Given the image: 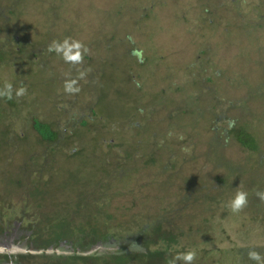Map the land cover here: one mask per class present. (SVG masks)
I'll return each instance as SVG.
<instances>
[{"label":"trees","instance_id":"trees-1","mask_svg":"<svg viewBox=\"0 0 264 264\" xmlns=\"http://www.w3.org/2000/svg\"><path fill=\"white\" fill-rule=\"evenodd\" d=\"M25 1L27 0H0L1 43L14 47L13 41L17 42L18 33H23L24 28H21L17 21L20 18L21 6L26 4ZM149 11L143 14L144 18L140 21L148 20ZM52 14L54 15V12ZM133 23L137 25V22ZM73 29L72 26L66 29L67 35L64 36L56 31L53 39L48 37L51 31L42 29V32L38 33L42 35L41 38L33 42V47L36 48L31 54L38 57L40 51L43 53V60L37 66H34L33 62L30 63V67L34 70L28 72L27 76H16L17 79L11 83V98L0 95V100L3 102L1 104L6 105V107H0V154H3L1 150L5 146L12 150V156H18V151H22L21 156L16 157L19 163L15 158H6V163H9L11 167L3 170L4 165H0V192L3 193L0 194V200H4L0 203V238L19 222L26 230V235L14 239V243L23 246L25 251L0 252V264H170L178 254L187 251L195 253L191 264H199L196 262L198 257L208 256L215 253L217 249L224 252L225 248H219V240L223 241L224 237H230L224 224H218L219 211L214 200L220 198L223 203L226 202L224 203V215L230 214L232 213L230 201L240 190L247 193V203L238 212L239 214L245 213L248 209L254 211L251 220H256V222H253V228L250 225L240 230L238 228L240 240L245 245L242 243L227 250L234 258V264H257L249 258L248 253L250 250H255L264 258V217L258 218L259 213L264 211V199L258 195L264 192V139L258 137L253 128L257 122L264 120V52L246 67L253 72L250 75L252 80H247L244 76L242 77L244 84L240 83L239 78L235 84H230V88H223L224 85L218 83V77L225 76L231 69L224 70L215 66L212 74L208 72L209 65L213 68L215 60L211 59L213 58L212 51L207 47L200 50L201 54L198 58L196 56L195 60H200V63L191 64L188 60L186 68L191 70V79L188 83H178L171 74L163 77V79L169 78L170 81L166 85L171 90L168 95L160 99L161 101L159 100V104L162 105L155 104L151 110L157 114L164 109L171 110L172 112H168L178 119L188 117L192 124H196L199 118L207 112L205 108L207 104L216 106L214 100L218 99L220 91L228 94L232 90L241 92L244 89L243 86L245 89L239 98L232 100L231 105L225 111L228 117L227 127L215 124L213 133L210 131L209 146L205 155L206 161L210 159L215 161L214 164L212 163L210 172L205 174L208 176L207 180H203L200 175L189 177L184 175L181 187L185 186L188 192L176 194L173 200L168 198L165 189L160 198L161 201L157 204L153 203L155 198L150 199L146 195L142 199L135 198L133 210L128 213L130 220L128 218L123 221L125 214L120 217L115 216V211L120 209L119 207L114 208L112 213L110 212L112 205L116 206L113 197H118V194L110 193V191L122 185L127 177L129 180L131 170L129 168L127 170V164L123 160L115 158L107 160L105 154L98 157L93 156L92 161L83 164L85 170L82 171L79 168L82 166L80 159L83 157L87 159L86 155L91 156L96 147L92 146L93 149L89 152L85 146L73 149L69 157H75L78 164L72 165L69 162L72 168L65 165L69 160L68 155L63 153L59 157L56 156V151L63 150L61 147L70 146L71 142L77 137L81 138L84 134L86 138L89 136L90 141L87 142H93L95 146L101 147V141L106 140L103 136L110 128L105 117L109 121L113 119L108 118L101 109L97 111L94 108L90 116L81 118L79 126L75 125V120H68L62 127L56 121L46 122L39 117L43 114L47 118L46 102L50 98L48 97L50 83L55 84L54 81L48 82L43 78L46 69L51 66L48 57L53 55L63 57L62 54L49 51L48 46L53 40L58 39L60 42L68 38ZM38 30L39 28H36V31ZM27 37V35L25 39L19 37L20 44H16L17 47L12 50L22 51L25 41L28 40ZM9 50L8 47L5 50L0 48L1 63L5 61ZM133 53L139 61L141 54L144 53L141 62L145 61V65L153 61L149 52L142 51L139 47H133ZM83 55L86 57L84 51L81 52V57ZM115 57L120 58L118 54H115ZM110 60L114 64V58ZM71 64L72 61H70V67ZM175 67L176 65H171L172 69ZM83 68L76 66L72 71L67 70L65 82L59 77L54 80L64 82L65 85L73 81L77 83L76 72H80L83 78L85 74L82 75ZM87 75L89 82L87 86H91V90L96 89L95 92L99 95L98 106L101 99L108 97L107 93L109 94L115 88L114 79H105L101 82L103 79L95 77L93 73L89 72ZM216 78L218 79L214 84ZM132 81L138 85L139 89L136 91L141 93L143 98L146 91H143V86H139L133 74L129 72L126 83L131 92L134 89L131 85ZM204 81L213 83L209 91L201 89ZM126 83L118 85L117 93ZM21 84L26 90L23 95L16 96L15 90ZM205 100L207 104H204ZM237 105H239V110L234 111ZM98 113H100L99 116ZM64 115L72 118L69 112ZM94 118L100 119L94 122ZM233 142L242 153L239 159L243 158L244 161H231L224 156L223 150L225 152L227 145ZM45 148H48L50 152L44 164L48 177L43 180V171L38 170L34 158L38 156L36 155L38 150L40 153ZM133 152H136L133 146L127 150L128 160ZM1 156L0 158L4 159L5 156ZM59 158L61 161L57 163L55 160H60ZM154 161L153 157L146 160L149 164ZM170 161L168 159L165 163H168L171 170H174L172 173L175 177L180 178V172L175 170V166ZM55 163L58 165L57 169L53 167ZM69 169L75 170L72 178H67L64 174V171ZM34 171L38 172V175L33 176ZM20 172L26 175H19ZM9 185H14L15 191L19 192H15L17 194L14 195L10 194ZM6 199H9L8 203ZM144 202L148 207L139 209L137 206L143 205ZM136 217L142 220V224ZM125 224L128 226L136 224V231L134 230L133 234H123ZM258 228L263 233L261 234L263 239L260 241L252 234L253 229L256 232ZM96 247L99 248L91 253H80ZM47 249L52 251L48 252ZM56 250H67V253ZM175 264H186V262L176 260Z\"/></svg>","mask_w":264,"mask_h":264},{"label":"rangeland","instance_id":"rangeland-1","mask_svg":"<svg viewBox=\"0 0 264 264\" xmlns=\"http://www.w3.org/2000/svg\"><path fill=\"white\" fill-rule=\"evenodd\" d=\"M25 2L26 4L21 6L20 18L17 21L21 28H24L23 33H18L19 37L25 39V36H28L23 50L19 52L12 50L17 47L16 44H20L19 37L17 42L13 41L14 47L0 42L1 49L5 50L6 47L10 49V52L6 53L5 61L0 62V91L4 89L5 82L12 83L17 79L16 76L25 77L28 72H32L34 69L30 67V63L33 62L34 66H37L43 60L42 52L39 51L38 57L31 54L36 48L33 47V42L41 38L42 35L38 33L42 32V29L51 31L48 37L53 39L56 31L64 36L67 35L66 29L71 26L74 28L68 37L69 41L80 42V51H84L86 57L83 55L78 63L72 62L71 67L70 61H66L63 57L59 58L57 55L48 57L51 66L46 69L43 78L48 82L52 80L55 84L50 83L48 96L50 98L46 102L47 118L43 114L39 117L46 122L56 121L62 127L68 120H75V125L79 126L81 118L90 116L94 108L97 111L101 109L108 118L113 119L110 121L114 123H111L105 117L110 128L103 136L106 140L101 141V147L95 146L93 142H87L90 141L89 136L86 138L84 134L81 138L77 137L71 142L70 146L61 147L62 151H56L57 157L63 153L68 155L69 160L65 165L71 167L69 162L72 165L78 164L75 157H69L73 149L85 146L89 152L93 149L92 146L96 147L91 156L88 154L87 159L86 157L80 159L82 166L79 168L82 171L85 170L83 164L92 161L93 156L98 157L104 154L107 160L115 158L127 164V170L128 168L131 170L129 180L127 177L122 185L110 191V193L118 194V197H113L116 206L112 205L111 213L114 208L119 207L120 209L115 211V216L120 217L125 214L122 220L126 221L130 217L128 213L133 210L135 198L142 199L146 195L150 199L155 198L153 203L157 204L161 201L160 198L165 190L171 200L175 199L176 194L179 195L180 192H188L185 186L181 187L184 175L187 177L200 175L203 180H207L208 176L205 174L210 172L212 163L214 164L215 161L214 159H210L211 162L206 161L205 154L209 146L210 131L213 133L216 125L227 127L228 117L225 111L234 98L242 95L245 86L241 92L239 90L228 92L230 96L220 91L218 99L214 100L216 106L207 104L205 100L207 112L199 118L196 124H192L188 117L178 119L174 114L169 113L171 110L168 112L164 109L157 114L151 109L155 104L161 106L160 99L168 95L171 90L166 85L170 81L169 78L163 79V77L171 74L178 83H188L191 79V70L186 68V64L188 60L191 64L200 63V60H195L196 56L198 58L201 54L200 50L206 47L212 51L213 58L211 59L215 60L213 68L210 65L208 67L209 73L212 74L215 66L224 70L231 69L225 74L226 78L225 76L218 77L220 80L216 78L214 84L218 79V83L224 85L223 88H230V84H235L239 78L240 83L244 84L242 79L244 76L247 80H252L250 75L253 72L246 67L264 52V0H27ZM148 11L150 12L148 20L140 21L144 18L143 14ZM134 21L137 25L133 23ZM36 28L39 30L36 31ZM133 47L148 51L153 61L146 65L145 61L141 62L142 59L139 61L133 53ZM115 54H118L120 58H116ZM247 55L249 56L246 58ZM142 56L144 53L141 54ZM111 58H114V64ZM172 64L176 65L174 69L171 68ZM76 66L77 68L84 66L82 75L85 74L81 78L80 72L77 71L78 82L72 86L76 91H67L66 85L63 84L67 70L72 71ZM240 70H242L241 73H239ZM89 72L103 79L101 82L105 79H114L115 88L109 94L107 93L108 97L101 99L98 106L99 95L95 92L96 89L91 90V86H87ZM129 72L133 74L139 86H143V91H146L143 98L141 93H137L136 90L139 87L134 81L131 83L133 91L129 90L126 83ZM56 77L62 78L64 82L54 80ZM124 83L126 85L117 93L118 85H124ZM202 83L201 89L203 90L209 91L213 86V83L208 81ZM78 90H81L80 94ZM1 103L3 102L0 100V107H6ZM238 110L239 105L234 111ZM67 112L72 115L71 119L64 115ZM216 114H220L219 117ZM99 119L94 118L93 121L96 122ZM253 128L257 136L263 140L264 120L257 122ZM233 144L234 142L227 145L225 152L223 150L224 156L231 161H244L243 158L239 159V156H242L239 147ZM132 146L136 152H133L128 160L127 150H130ZM1 151L3 154L0 156H5L4 159L0 158V165H4L3 170L11 167L9 163H6V158L17 160L22 154V151H18V156H12V150L8 146ZM38 151L34 162L38 170L43 171L42 178L45 180L48 176L44 164H46V156L50 150L45 148L40 153ZM151 157L155 161L149 164L146 160ZM168 159L175 166V170L180 172V178L175 177L172 173L174 170H171L170 165L165 163ZM28 161L34 163L32 160ZM55 161L59 163L61 159ZM57 163L53 165L55 169H57ZM64 174L67 178H72L75 170H65ZM19 175H26V173L20 172ZM32 175H38V172L34 171ZM9 191L13 195L19 192L15 191L14 185H9ZM1 192L0 194H3ZM168 198H166L167 201ZM3 201L0 200V203ZM8 201L9 199H6V203ZM224 203L220 198L214 200L219 211V214L217 213L220 220L218 224H224L230 236L224 237L225 242L219 240V248L223 247L227 250L243 243L240 240L239 230L249 225L253 228V222L256 220H251L254 211L250 209L247 212L244 211L246 214L232 211L224 215ZM137 207L143 209L148 205L144 202L143 205ZM263 217L264 211H261L258 218ZM136 218L142 224V220L139 217ZM134 230L136 231V224L131 226L125 224L122 233L133 234ZM252 234L259 238L258 241L263 239L260 228L256 232L253 229ZM23 235H26V230L19 222L2 235L0 250L10 252L9 244L25 249L20 244L14 243L15 238ZM226 250L221 252L217 249L215 253L208 256L198 257L196 262L199 264H234V258Z\"/></svg>","mask_w":264,"mask_h":264},{"label":"clouds","instance_id":"clouds-1","mask_svg":"<svg viewBox=\"0 0 264 264\" xmlns=\"http://www.w3.org/2000/svg\"><path fill=\"white\" fill-rule=\"evenodd\" d=\"M81 44L78 41H69V38H65L62 42L53 40L52 43L48 46L49 51H55L58 54H62L63 58L66 61L76 62L81 59L80 52ZM142 59V57H141ZM74 83V81L72 82ZM72 83L66 85L67 91H76L72 88ZM25 87L21 84L20 87L16 88L15 95L20 96L25 92ZM0 95H6L8 98L12 97V84L5 82L3 91H0ZM258 195L264 199V192L258 193ZM247 203V193L245 191H237L234 197L230 201V207L233 212L239 211ZM2 252V251H0ZM195 253L193 251H187L184 253L178 254L170 264H175L176 260H183L186 264H191V261L194 258ZM248 256L251 260L257 262V264H264V258L256 252L255 250H250Z\"/></svg>","mask_w":264,"mask_h":264},{"label":"water","instance_id":"water-1","mask_svg":"<svg viewBox=\"0 0 264 264\" xmlns=\"http://www.w3.org/2000/svg\"><path fill=\"white\" fill-rule=\"evenodd\" d=\"M0 247L2 248V246L0 245ZM99 247H101V246H99ZM99 247H96V248H93V249H91V250H88V251H84V252H80V253H91L92 251H94V250H96L97 248H99ZM101 248H103V246L101 247ZM9 249L11 250V251H22V250H24L25 251V249H23V248H21V247H18V246H15V245H13V244H9ZM1 251V250H0ZM32 251H34V250H32ZM39 251H43V250H39ZM47 251L48 252H51L52 250H48L47 249ZM56 251H58V252H65V253H67V251H63V250H56ZM34 252H37V251H34Z\"/></svg>","mask_w":264,"mask_h":264},{"label":"flooded vegetation","instance_id":"flooded-vegetation-1","mask_svg":"<svg viewBox=\"0 0 264 264\" xmlns=\"http://www.w3.org/2000/svg\"><path fill=\"white\" fill-rule=\"evenodd\" d=\"M67 250H68V249H67ZM67 250H66V251H67ZM5 251H6V250H5ZM7 252H9V251H7ZM7 252H6V253H7ZM9 253H11V252H9ZM12 253H13V252H12Z\"/></svg>","mask_w":264,"mask_h":264}]
</instances>
